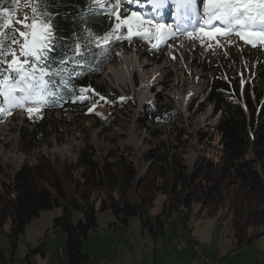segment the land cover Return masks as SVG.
Segmentation results:
<instances>
[{
    "label": "rangeland",
    "instance_id": "374dc122",
    "mask_svg": "<svg viewBox=\"0 0 264 264\" xmlns=\"http://www.w3.org/2000/svg\"><path fill=\"white\" fill-rule=\"evenodd\" d=\"M96 2L105 3L106 0ZM126 7L130 9L128 15L131 12L141 13L177 34L174 38L161 41L157 48L152 47L157 43L155 39L133 37L128 48L122 45L115 50V62L117 55L121 56L122 67L114 75L103 74L98 85L120 98L118 105L121 108L118 107L115 112L118 125L106 132L95 122V118L102 119L105 113L108 114L105 106H102L91 120L59 131V135L27 153L20 146L21 135H18V131L23 127L30 130L26 124L29 113L22 108L15 109L12 116L0 123V182L8 183L9 178L24 164L36 165L43 159L62 168L75 165L82 156L101 164L128 163L132 165L136 179H139L150 165L157 163L158 157L166 153L165 147L173 140L172 134L167 133L175 128L182 129L188 135L183 137L187 146L181 152V157L190 167L197 158H217L218 144L211 130L217 116H212V107L206 104L208 88L214 77L223 76L229 83L236 82L241 104L242 92L246 87L253 97L257 95L264 102V76L261 72L264 68V44L257 43L253 47L234 34L217 35L215 38L201 36L199 29L204 24L203 0H195L194 10L178 8L173 0H167L161 9H154L150 0H133ZM120 10H124V7ZM7 16L12 27L19 31L25 30L23 23L32 22L26 0H18L15 12ZM187 19L191 20L185 29L181 25H185ZM36 22L39 24V19ZM215 26L219 28L217 22H214ZM187 33L194 35L189 37ZM140 63L148 64L150 72L164 75L169 88L160 83L150 87L149 81L143 82ZM176 65L185 66L186 75L177 71ZM194 89L195 95L190 96L188 93ZM185 97L188 98L186 104L182 103ZM122 101H127L128 106ZM151 106L175 110L181 120L172 128L151 126L145 118V112ZM60 115H54V120L59 121ZM198 132L201 136L213 137V140L199 144L196 140ZM73 175L76 177V173ZM163 203L164 197L158 195L148 216H157L162 211ZM95 211L97 227L88 233L83 242V253L88 255V260L82 264H183L196 255L192 249L193 242L198 245L199 255L207 258L210 264H264V235L238 250L222 211L209 216L193 205L186 219L179 213L172 214L163 235L157 238L150 234L148 228L142 227L139 217L129 218L127 226L122 228L110 213L99 212L98 204ZM59 215V209L45 208L25 226L24 233L14 239L10 237V223L3 224L0 227V251L6 263L66 264L64 235L52 228L53 220ZM78 216V213L73 215V222L80 218ZM179 239L186 243L187 249L175 252L171 242ZM40 248L43 256L31 253ZM191 253L194 256L187 259Z\"/></svg>",
    "mask_w": 264,
    "mask_h": 264
},
{
    "label": "trees",
    "instance_id": "16d2710c",
    "mask_svg": "<svg viewBox=\"0 0 264 264\" xmlns=\"http://www.w3.org/2000/svg\"><path fill=\"white\" fill-rule=\"evenodd\" d=\"M96 1L51 0L49 11L54 14L52 22L57 34L56 49L49 53L52 70L65 54L72 55L70 47L77 40V33L87 37L91 32L111 30L109 17L89 11L96 7ZM26 2L32 14V0ZM17 5L18 0H0V15L5 9L7 14L14 13ZM120 13L123 16L124 10ZM80 43L83 45V41ZM122 45L128 48V39L117 41L111 37L102 45L107 51L93 47L95 55L81 65L67 64V71L72 74H65L64 83L57 78L54 91L59 98L49 97L50 106L28 115L26 124L30 130L23 127L18 131L24 152H33L63 129L91 120L102 106L108 114L102 119L95 118V122L106 132L118 125L115 112L121 108L120 98L99 86L98 81L105 68L114 63V50ZM261 72L264 76V68ZM241 100L243 104L236 82L229 83L223 76L214 77L206 104L212 107V116H217L211 129L218 144L217 158H197L190 167L181 157L187 146L183 137L188 135L178 128L167 133L172 134L173 140L165 147L166 153L139 179L128 163L101 164L86 156L75 165L62 168L43 159L36 165L24 164L8 183L0 182V227L9 222L10 237L14 239L45 208L59 209L60 215L53 220L52 228L64 235L66 264H82L88 260L83 242L97 227V204L99 212L110 213L122 228L129 218L139 217L142 227L148 228L154 238L163 235L172 214L179 213L186 219L196 205L209 216L224 212L238 250L249 246L264 235V102L257 95L253 97L248 87ZM122 102L128 106L127 101ZM13 110L0 115V123L12 116ZM57 113L61 114L59 121L53 117ZM145 118L151 126L171 128L181 120L175 110L165 106L149 107ZM197 136L199 144L213 140L200 132ZM158 195L164 197L162 211L149 217L147 213ZM75 213L80 218L73 222ZM31 253L43 256L41 248ZM0 264H7L1 251Z\"/></svg>",
    "mask_w": 264,
    "mask_h": 264
},
{
    "label": "snow or ice",
    "instance_id": "6c2138e0",
    "mask_svg": "<svg viewBox=\"0 0 264 264\" xmlns=\"http://www.w3.org/2000/svg\"><path fill=\"white\" fill-rule=\"evenodd\" d=\"M173 2L178 8H195V0ZM131 3L133 0H106L90 8L89 11L110 18L108 28L111 30L91 32L87 37L77 33V40L70 47L72 55L65 54L55 70L51 69L49 61V53L56 49L57 40L52 22L54 14L49 11L51 0H32V22L23 23L24 31L12 27L5 9L0 15V97L3 98L0 115L24 108L31 116L34 111L50 106L49 97L59 98V93L54 91L57 78L64 83L65 74H72L67 71V64L81 65L90 55H95L93 47L107 51L102 45L111 37L117 41L128 39L129 43L133 37L155 39L157 43L152 47L157 48L161 41L176 36L171 28L147 19L141 13L131 12L128 15L130 9L126 5ZM150 3L154 9H161L167 0H150ZM121 7H124L123 16L119 11ZM203 7L204 24L199 29L201 36L215 38L217 35L234 34L253 47L257 43L264 44V0H203ZM27 19L25 17V21ZM216 21L224 27L215 28ZM205 28L208 30L205 31ZM18 31L19 36L16 35ZM187 35L192 37L194 33Z\"/></svg>",
    "mask_w": 264,
    "mask_h": 264
},
{
    "label": "bare ground",
    "instance_id": "6f19581e",
    "mask_svg": "<svg viewBox=\"0 0 264 264\" xmlns=\"http://www.w3.org/2000/svg\"><path fill=\"white\" fill-rule=\"evenodd\" d=\"M116 49H118V48H116ZM115 49V50H116ZM115 50H114V58H115ZM114 62H115V60H114ZM122 62H123V60L121 59V56H119V55H117V58H116V62H115V64H114V66L111 64V65H109V66H107L106 68H105V70L106 71H104V75L105 74H111V75H114L119 69H121V67H120V65L122 64ZM177 66V71H180L181 73H185V75H186V67L184 66V67H182V66H179V65H176ZM135 66H133L132 68H131V70L133 71V68H134ZM149 66H148V64H146V63H144V64H141L140 63V66H139V69H140V72L142 73V78H141V80L143 81V82H150V87H153L154 85H156L157 83H160V84H164V86L165 85H167L168 86V84L169 83H166L165 84V76L163 75V76H160V74H156V73H154L155 71H152L151 70V72L149 71ZM163 69V68H162ZM189 70V69H188ZM160 72H161V70H160ZM191 72L192 71H190V74H191ZM153 73L155 74V76H153ZM168 74V73H167ZM166 74V75H167ZM175 74H176V72H175ZM159 76V77H158ZM184 76V75H183ZM183 80V79H182ZM171 82V81H170ZM183 82V81H182ZM176 83V82H175ZM183 84V83H182ZM177 86V85H176ZM168 88H169V86H168ZM165 89V88H164ZM163 91V90H162ZM180 92H182V90L180 89ZM194 92H195V89L194 90H192V91H190L188 94H190V96H191V94H194ZM170 93V92H169ZM177 95H180V94H177ZM195 95V94H194ZM176 96V95H175ZM179 97V96H178ZM178 99V98H177ZM187 100H188V98L187 97H185V99L182 101V103H184V104H186V102H187Z\"/></svg>",
    "mask_w": 264,
    "mask_h": 264
},
{
    "label": "built area",
    "instance_id": "2783aa9c",
    "mask_svg": "<svg viewBox=\"0 0 264 264\" xmlns=\"http://www.w3.org/2000/svg\"><path fill=\"white\" fill-rule=\"evenodd\" d=\"M171 247L175 252H182L187 249V245L182 239H179L177 241H172ZM192 249L196 253V255L192 258L190 262L183 264H210L207 258H204L201 255H199L198 245L194 242L192 243ZM215 264H222V262H217Z\"/></svg>",
    "mask_w": 264,
    "mask_h": 264
},
{
    "label": "crops",
    "instance_id": "0c3cea01",
    "mask_svg": "<svg viewBox=\"0 0 264 264\" xmlns=\"http://www.w3.org/2000/svg\"><path fill=\"white\" fill-rule=\"evenodd\" d=\"M192 256H194V253H191L187 259L192 258Z\"/></svg>",
    "mask_w": 264,
    "mask_h": 264
}]
</instances>
